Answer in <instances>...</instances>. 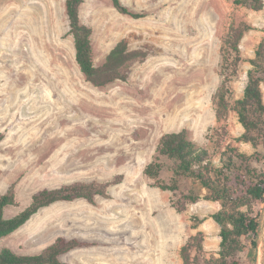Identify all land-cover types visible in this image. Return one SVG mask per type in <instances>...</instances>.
<instances>
[{"label": "rangeland", "instance_id": "374dc122", "mask_svg": "<svg viewBox=\"0 0 264 264\" xmlns=\"http://www.w3.org/2000/svg\"><path fill=\"white\" fill-rule=\"evenodd\" d=\"M122 2L144 16L123 14L111 0L81 6L82 22L93 29L95 65L122 39L146 56L133 63L126 81L95 86L76 62L65 0H0V195L16 182L17 198L6 216L43 188L119 180L95 202L42 208L0 239V250L38 254L63 236L90 243L62 256L71 264H183L182 245L201 230L206 255H218L221 227L211 214L222 203L202 199L179 212L172 192L143 171L162 135L182 129L211 149L221 140L219 151L230 143L249 155L264 153L263 141L258 147L237 141L245 132L237 113L218 120L215 103L224 36L240 21L256 27L240 44L243 62L232 81L240 98L264 40V8L234 0ZM170 176L165 170L161 177ZM252 255L243 253L242 264ZM257 260L264 264L263 240Z\"/></svg>", "mask_w": 264, "mask_h": 264}, {"label": "trees", "instance_id": "16d2710c", "mask_svg": "<svg viewBox=\"0 0 264 264\" xmlns=\"http://www.w3.org/2000/svg\"><path fill=\"white\" fill-rule=\"evenodd\" d=\"M121 13L135 18L144 14L131 10L122 0H111ZM85 0H65L70 32L74 37L75 59L86 79L95 86H104L116 80L126 81L133 63L146 56L142 49H130L125 39L120 40L107 54L105 61L96 66L93 55L91 26L81 20V6ZM236 4L254 10L264 8V0H234ZM256 29L248 21L230 25L221 47V82L215 95L218 120L235 111L245 132L237 141L251 142L258 147L264 142V40L250 61L248 81L244 94L234 98L232 81L238 76L243 57L240 44L245 34ZM224 138V135H221ZM221 140L215 149L192 140L186 129L170 131L162 135L154 158L146 164L144 174L155 180V185L170 191L174 206L179 212L189 204L202 199L220 201L222 207L211 214L220 225V249L217 256L206 255L205 234L199 230L189 237L180 249L183 264H242V254L251 253L247 264H259L257 252L262 243L261 224L264 217V153L258 151L249 155L237 146L227 144L219 151ZM167 170L171 176L163 179ZM114 179L107 182L75 181L55 188H43L35 192L30 204L22 211L7 217L8 206L17 205L16 182L0 195V239L17 231L42 208L59 201L85 199L95 202L96 198L108 197ZM200 222V221H199ZM197 227V224L194 225ZM76 238L58 237L51 245L38 254H17L5 247L0 250V264H71L62 256L76 248L89 245Z\"/></svg>", "mask_w": 264, "mask_h": 264}, {"label": "water", "instance_id": "95a60500", "mask_svg": "<svg viewBox=\"0 0 264 264\" xmlns=\"http://www.w3.org/2000/svg\"><path fill=\"white\" fill-rule=\"evenodd\" d=\"M261 238H262V240L264 241V217H263V220H262Z\"/></svg>", "mask_w": 264, "mask_h": 264}]
</instances>
